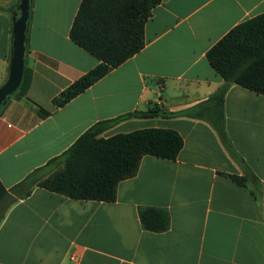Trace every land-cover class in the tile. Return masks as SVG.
<instances>
[{
  "label": "crops",
  "instance_id": "obj_1",
  "mask_svg": "<svg viewBox=\"0 0 264 264\" xmlns=\"http://www.w3.org/2000/svg\"><path fill=\"white\" fill-rule=\"evenodd\" d=\"M80 1L29 0L22 74L29 86L0 106V183L16 199L0 218V264H264V96L237 85L224 96L223 130L236 157L207 121L172 115L223 84L206 52L264 13V0H161L144 24L143 48L55 107L52 99L98 64L69 37ZM19 14V0H0V86ZM151 107L156 115L123 119L100 136L168 129L182 148L174 160L143 156L113 202L39 187L18 196L27 187L16 186L38 169L54 171L48 162L91 126ZM142 208L166 213L168 228L144 229Z\"/></svg>",
  "mask_w": 264,
  "mask_h": 264
},
{
  "label": "trees",
  "instance_id": "obj_2",
  "mask_svg": "<svg viewBox=\"0 0 264 264\" xmlns=\"http://www.w3.org/2000/svg\"><path fill=\"white\" fill-rule=\"evenodd\" d=\"M160 1L81 0L69 37L98 64L55 96L52 104L65 105L138 53L144 46V24ZM206 59L223 84L205 101L172 115L207 121L224 148L236 157L223 130V101L231 85L264 96V13L233 27L206 52ZM28 86L23 77L17 90L25 94ZM157 113V107H151L94 124L64 153L48 162L54 165V171L43 176L42 168L38 169L16 186L15 189L27 187L18 196L39 187L73 200L113 202L118 182L136 174L143 156L174 160L182 148V139L173 130L152 128L107 138L100 134L123 119L149 118ZM15 201L0 183V218ZM139 219L142 227L151 232H163L169 224L167 214L154 208L140 209Z\"/></svg>",
  "mask_w": 264,
  "mask_h": 264
},
{
  "label": "water",
  "instance_id": "obj_3",
  "mask_svg": "<svg viewBox=\"0 0 264 264\" xmlns=\"http://www.w3.org/2000/svg\"><path fill=\"white\" fill-rule=\"evenodd\" d=\"M29 12V0H19V16L13 24L12 57L6 81L0 86V106L10 97L20 85L24 63L25 30Z\"/></svg>",
  "mask_w": 264,
  "mask_h": 264
},
{
  "label": "built area",
  "instance_id": "obj_4",
  "mask_svg": "<svg viewBox=\"0 0 264 264\" xmlns=\"http://www.w3.org/2000/svg\"><path fill=\"white\" fill-rule=\"evenodd\" d=\"M69 260L71 261V262H77V257L76 256H74V255H70L69 256Z\"/></svg>",
  "mask_w": 264,
  "mask_h": 264
}]
</instances>
